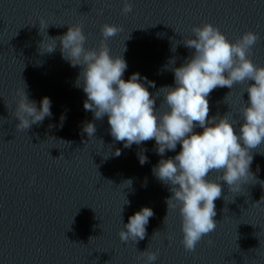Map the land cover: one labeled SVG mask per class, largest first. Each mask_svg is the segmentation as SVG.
I'll list each match as a JSON object with an SVG mask.
<instances>
[{
    "label": "water",
    "instance_id": "1",
    "mask_svg": "<svg viewBox=\"0 0 264 264\" xmlns=\"http://www.w3.org/2000/svg\"><path fill=\"white\" fill-rule=\"evenodd\" d=\"M130 2L133 11L125 15L123 0H0V264H142L137 256L147 249L158 253L153 264H264V185L259 183L264 144L252 152L250 170L258 182L250 179L237 193L221 181L222 196L214 201L216 229L194 252L185 251L179 209H168L169 186L152 172L181 146L164 157L156 153L154 140L125 148L111 136L107 116L96 120L84 109L87 96L76 86L80 66L62 57L59 41L52 53L40 48L43 39L51 43L47 35L61 36L68 25L81 24L85 47L98 49L103 24L122 26L107 41L110 54L126 61L124 80L139 73L155 83L153 88L141 80L155 94L175 86L171 69L193 51L183 41L194 38L192 27L204 22L233 41L245 31L258 33L250 59L264 66V0ZM40 18L50 25L41 33ZM23 82L38 108L45 96L51 100L52 116L21 131L13 113ZM246 87L247 82L213 90L209 117L228 114L238 131ZM162 95L156 100L161 112L166 110ZM87 122L96 127L91 138L83 132ZM141 153L148 158L143 165ZM219 175L213 171L208 179ZM143 207L154 212L147 235L136 243L121 242L123 224Z\"/></svg>",
    "mask_w": 264,
    "mask_h": 264
},
{
    "label": "clouds",
    "instance_id": "2",
    "mask_svg": "<svg viewBox=\"0 0 264 264\" xmlns=\"http://www.w3.org/2000/svg\"><path fill=\"white\" fill-rule=\"evenodd\" d=\"M132 11L130 0H123L122 14ZM49 26L44 18L39 19L40 33ZM100 31L102 39L98 49L85 47L87 37L81 24L68 25L67 32L61 36L47 35L51 43H45L43 39L40 48L43 46L45 52L52 53L59 41L62 57L72 67L80 66L76 86L87 96L84 109L91 111L96 120L107 116L111 136L123 142L125 148L154 140L156 153L164 157L166 151H175L178 144L181 146V151L174 157L161 158L152 172L169 186L172 195L167 199L168 209L178 207L183 234L181 243L185 251L194 252L203 237L217 227V221L213 219L217 214L214 201L222 196L220 182H225L229 191L238 193L250 179L256 180L250 166L253 150L264 144V66L254 64L250 57L260 36L249 30L233 41L211 23L193 26L194 38L183 41L185 47L193 50L191 56L181 66L171 69L175 86H164L152 94L141 82L147 78H142L139 73L124 80L126 61L122 54H110L107 41L122 32V26L105 23ZM123 51H126L125 47L120 53ZM170 62L175 63L174 60ZM245 82L248 102L240 110L242 123L238 131L228 114L209 117L208 97L213 90L217 87L232 89ZM147 83L156 87L152 81ZM26 87L23 82L16 91L18 99L13 113L19 121L16 128L21 131L52 116L51 100L45 96L38 108L35 101L29 100ZM161 93V102L166 105L162 112L156 106ZM0 121H4L3 118ZM197 127L203 131H194ZM83 132L89 138L93 137L95 124L87 122ZM114 155H121L120 150L117 149ZM147 159L139 154L141 165ZM213 171L221 173L216 180L208 179ZM125 183L130 186L132 181ZM259 183L264 185V181ZM128 203L125 199L124 204ZM153 215L151 208L143 207L130 216L118 233L121 242L143 240ZM157 258L158 253L148 249L137 256L142 264H153Z\"/></svg>",
    "mask_w": 264,
    "mask_h": 264
}]
</instances>
